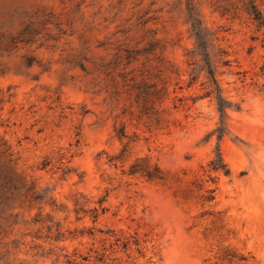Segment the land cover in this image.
Returning a JSON list of instances; mask_svg holds the SVG:
<instances>
[{"label": "rangeland", "instance_id": "1", "mask_svg": "<svg viewBox=\"0 0 264 264\" xmlns=\"http://www.w3.org/2000/svg\"><path fill=\"white\" fill-rule=\"evenodd\" d=\"M252 4L264 15V0H0V264H264V34ZM190 10L230 103L220 142L207 73L189 84L191 62L204 67ZM218 147L230 174L207 182ZM143 157L181 181L123 172ZM201 179L211 203L198 186L175 196Z\"/></svg>", "mask_w": 264, "mask_h": 264}, {"label": "trees", "instance_id": "2", "mask_svg": "<svg viewBox=\"0 0 264 264\" xmlns=\"http://www.w3.org/2000/svg\"><path fill=\"white\" fill-rule=\"evenodd\" d=\"M249 14L252 16L254 22L257 24V28L259 30H263L264 34V15L257 10L255 5H251L248 9ZM188 21L191 24V32L196 40V50L194 54L196 53L198 56H200L204 62L203 68H197L196 63L191 62L192 70H191V79H190V85L194 84L198 79V73L199 70L205 71L208 76V85H207V92L202 97H212L216 101L217 109L219 112V126L214 131V133L217 135L218 142L221 141V139L224 137L227 131V111L230 109V103L224 98L222 88L217 81L215 71L211 65V58H210V52H209V39L206 29L203 26V23L196 12V10H190L188 15ZM147 86V84H146ZM151 92H145V94L140 93V95L144 96V108L148 106L149 102V95ZM155 95H159L160 91L156 90L154 91ZM151 101V100H150ZM153 102V101H151ZM119 139L122 141L126 139L125 132H120L118 134ZM130 142H127V144L124 146L122 152L115 157H112L110 161L113 164H117L120 162L123 166L125 161L128 158V146ZM204 175L208 178L207 182L210 181L211 183H215V178L213 174L222 173L224 175L230 174V169L225 162L222 152L220 148L218 147L215 151L214 157L209 161L207 165V169L203 168ZM123 172L129 176L132 177H140L144 179L147 182L156 184V185H162V186H170L175 183H179L180 177L177 175H169L167 172H165L157 163H152L147 157L143 158H137L128 168L127 172L123 170ZM192 182L190 185H188L187 188H181L178 187L177 190L174 192L175 196L181 197L184 200L191 199L194 195L195 189L198 185H200L199 182ZM198 190H203L204 193L199 195V200L201 201L202 206L207 205L208 203H211L214 200V192L215 188H204L203 184L201 186H198ZM103 199H100L98 202V206L94 207L92 212V218L93 222H96L99 216V211L104 210L103 208ZM83 211L82 206L76 209V214H80ZM85 261L87 259H84ZM69 263L71 264H82L77 261V259L69 260Z\"/></svg>", "mask_w": 264, "mask_h": 264}]
</instances>
